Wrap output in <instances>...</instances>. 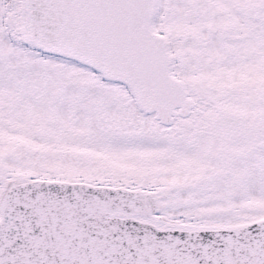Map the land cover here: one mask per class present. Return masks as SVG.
Returning a JSON list of instances; mask_svg holds the SVG:
<instances>
[{"label": "snow or ice", "instance_id": "6c2138e0", "mask_svg": "<svg viewBox=\"0 0 264 264\" xmlns=\"http://www.w3.org/2000/svg\"><path fill=\"white\" fill-rule=\"evenodd\" d=\"M0 264H264V0H0Z\"/></svg>", "mask_w": 264, "mask_h": 264}]
</instances>
